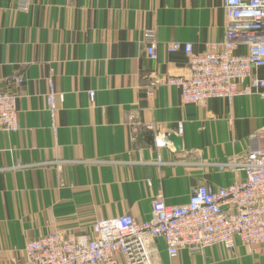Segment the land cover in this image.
<instances>
[{"label": "crops", "instance_id": "1", "mask_svg": "<svg viewBox=\"0 0 264 264\" xmlns=\"http://www.w3.org/2000/svg\"><path fill=\"white\" fill-rule=\"evenodd\" d=\"M24 1L0 0V87L20 95L19 128L0 130V264H20L26 242L50 231L146 219L157 193L183 204L199 185L245 176L216 164L252 146L264 97L184 103L180 89L158 82L189 72L188 55L171 43L202 52L224 38V0H28L23 9ZM159 133L181 136L183 148L171 140L157 148ZM157 244L164 264H264L260 245L182 250L171 260Z\"/></svg>", "mask_w": 264, "mask_h": 264}, {"label": "built area", "instance_id": "2", "mask_svg": "<svg viewBox=\"0 0 264 264\" xmlns=\"http://www.w3.org/2000/svg\"><path fill=\"white\" fill-rule=\"evenodd\" d=\"M27 7L25 0L23 9ZM224 10L223 39L207 42L202 52L191 42H173L168 48L172 52L183 47L189 72L158 82L180 89L184 103L232 102L254 93L264 97V76L259 74L264 68V0H224ZM146 39L148 54L155 57L154 34ZM13 81L21 83L22 78ZM57 94L51 83L48 100L53 111ZM89 95L94 100L95 92ZM19 97L13 89L0 87V130L19 128ZM250 139L246 152L216 164L220 171L243 172V178L227 186L199 185L183 204H169L157 193L146 219L122 214L96 220L89 232L50 231L26 242L20 264H164L158 240L164 241L171 260L182 250L203 251L213 245L228 250L238 244L264 246V126ZM155 146L171 147L169 135L157 134Z\"/></svg>", "mask_w": 264, "mask_h": 264}, {"label": "water", "instance_id": "3", "mask_svg": "<svg viewBox=\"0 0 264 264\" xmlns=\"http://www.w3.org/2000/svg\"><path fill=\"white\" fill-rule=\"evenodd\" d=\"M169 137H170V140L174 142L177 150H181L183 148V142H182L181 136H178L176 134H172Z\"/></svg>", "mask_w": 264, "mask_h": 264}]
</instances>
